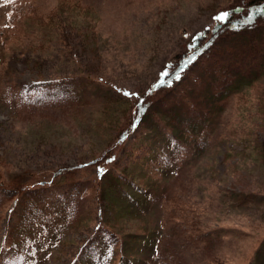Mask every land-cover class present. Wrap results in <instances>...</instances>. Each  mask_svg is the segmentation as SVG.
I'll list each match as a JSON object with an SVG mask.
<instances>
[{
    "label": "rangeland",
    "instance_id": "rangeland-1",
    "mask_svg": "<svg viewBox=\"0 0 264 264\" xmlns=\"http://www.w3.org/2000/svg\"><path fill=\"white\" fill-rule=\"evenodd\" d=\"M81 2L88 9L76 6L70 12L59 0H0V264L16 256L8 243L25 235L35 239L36 254L32 261L16 256L19 264H81L78 252L102 222L92 162L117 139L114 132L124 122L115 115L102 119L104 90L119 93L115 85L134 92L147 88L171 67L176 54L189 50L194 36L216 22L212 10L227 4ZM78 83L89 101L72 111L60 96L76 90ZM42 89L47 94L40 103L25 101ZM249 98L246 106L230 100L217 128L211 125L206 151H187L170 167L171 176L157 188L158 200L140 197L142 204L130 206L127 198L121 199L127 212L110 225L119 245L104 264H125L119 262L125 254L139 263L154 255L156 264H247L264 234V207L232 202L241 191L264 192V78L249 89ZM58 167L78 171L59 179V173L54 176ZM130 177L125 187L142 195L137 189L145 180ZM16 180L24 187L14 185ZM64 198L67 208L60 207ZM27 206L39 213L28 218ZM65 208L66 218L59 220L57 212ZM196 222L214 237L211 244L192 240ZM144 228L166 240L159 250L158 244L149 247L133 236ZM26 246L21 240L25 252ZM173 250L184 252L179 261Z\"/></svg>",
    "mask_w": 264,
    "mask_h": 264
},
{
    "label": "trees",
    "instance_id": "trees-1",
    "mask_svg": "<svg viewBox=\"0 0 264 264\" xmlns=\"http://www.w3.org/2000/svg\"><path fill=\"white\" fill-rule=\"evenodd\" d=\"M81 1L59 0V4L62 7H71L70 12H74L76 6L81 10L88 9L89 6ZM220 1L213 0V5ZM225 1L226 5L215 7L212 13L215 15L224 11L231 13L228 23L215 22L204 29L201 32L203 35L199 36L196 49L189 47L188 51L176 54L171 60V67L167 69L169 71L178 70L193 54L197 56L195 61L181 73L179 80L160 76L147 88L136 90V92L115 85V89L119 92L117 93L113 88L106 87L111 93H117L116 98L104 90L105 94L100 105L101 112L104 114L102 119L115 115L116 119L121 116L124 122L114 132L117 133V139L109 141L108 150L101 157L91 161L95 164L99 177V184L94 189L99 192L96 195H99L98 210L102 222L79 250L78 257L81 264H104L108 254L113 255L117 252L116 247L119 242L110 225L119 222L123 213L127 212L121 199L127 198L130 206L132 202L142 204L141 198H149V196L152 200H158L161 194H158L157 188L171 176L170 167L176 162H181V158H184V153L187 151L193 150L196 154L206 151L212 132L211 125L217 128L218 119L230 100L237 98V102L242 106L248 105L250 103L249 89H256L258 83L264 78V16L256 15L257 9H264V0ZM237 8L240 11H236ZM250 13L254 16L251 22L247 20ZM57 16L52 15L54 18ZM230 25L236 27L233 28ZM205 44L207 47H204ZM199 49L203 50L199 51ZM93 78L95 77H92V81ZM169 78L172 79L170 85L161 83L162 79L167 81ZM80 84L73 85L76 90L64 92V95L60 96L66 98L61 104L72 111L81 108L89 101L80 89ZM43 90L29 97L28 100L25 98V101L40 103L47 94L46 90ZM125 93L131 95H125ZM261 150L264 152V146ZM127 156L132 159L129 164L122 162ZM108 164H110L109 167ZM114 167L119 172L113 170ZM77 171V167H72L71 170L58 167L54 176L59 173L58 178L63 179L67 174H75ZM129 175L145 180L142 187L137 189L144 192L142 195L133 194L125 187L130 182ZM73 182L78 185L75 180ZM14 185L22 188L25 182L16 180ZM78 189L83 191L82 188ZM81 190L77 193H81ZM137 190L135 189V192ZM77 193L70 194V197ZM67 198L61 200L60 207L62 205L66 207V201H69ZM164 199H168L167 194ZM254 202L261 203L264 207V192L241 191L235 194V200L232 203L240 207ZM66 208L57 212L59 220L66 218L67 214H64ZM72 209L75 211L77 206L72 204ZM26 210L28 218H33L31 215L35 217L39 213L34 206H27ZM71 224L69 218L67 225ZM192 228L194 229L192 240L201 241L205 245L211 244L214 237L210 232L203 231L197 222L192 225ZM218 230L223 231V229ZM157 233L156 230L148 231L144 228L136 230L133 236L149 247L158 244L159 250L160 242L164 244L166 240L157 238ZM21 240L29 247L26 252L20 247ZM256 244L255 251L248 257L247 264H264V234L257 239ZM8 245L16 249L17 257L28 261L34 259L36 245L32 236L25 235L18 242H11ZM173 251L179 261L184 252ZM16 256L5 258L4 262L19 264L15 259ZM151 256L153 259L150 258ZM150 257L140 258L143 260L139 263L125 254L124 259L119 258V262L156 264L157 259L154 255Z\"/></svg>",
    "mask_w": 264,
    "mask_h": 264
},
{
    "label": "snow or ice",
    "instance_id": "snow-or-ice-1",
    "mask_svg": "<svg viewBox=\"0 0 264 264\" xmlns=\"http://www.w3.org/2000/svg\"><path fill=\"white\" fill-rule=\"evenodd\" d=\"M236 11H240L239 8L236 9ZM231 13L224 11V12H220L219 14L215 15L212 19L214 21L217 22V24H224V23H228V19L230 17ZM256 15H262L264 16V9H257V13ZM254 19V16L250 13L249 16L247 17V20L249 22H251ZM231 27L235 28V25H230ZM203 35V33L199 34L198 36H194L193 37V43L189 46L192 49H196L197 48V42L199 39V36ZM204 47H207V44L204 45ZM203 49H199V51H202ZM197 58L196 54H193L190 58H188L186 61L183 62V66L180 67L178 70H173V71H169V70H165L162 74L161 77H171L174 78L176 80H179L181 78V73L187 68V66L192 63L193 61H195V59ZM169 78L167 81H164L163 79L161 80V83H167L168 85L171 84L172 79ZM125 95H131L130 93H125Z\"/></svg>",
    "mask_w": 264,
    "mask_h": 264
}]
</instances>
